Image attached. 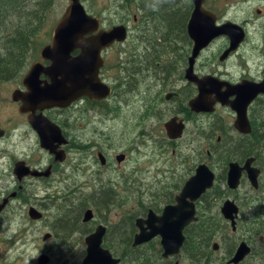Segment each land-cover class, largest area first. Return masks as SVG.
Masks as SVG:
<instances>
[{
	"label": "flooded vegetation",
	"instance_id": "1",
	"mask_svg": "<svg viewBox=\"0 0 264 264\" xmlns=\"http://www.w3.org/2000/svg\"><path fill=\"white\" fill-rule=\"evenodd\" d=\"M30 1L35 6L32 12L35 21L26 25L27 30L30 29L26 62L14 78L3 82L15 84L12 93L26 92L23 79L34 63L41 64L44 69L50 66V59H43L41 51L50 46L53 30L71 3L67 0L68 4L57 20L49 25V30H43L45 16L54 10L55 0ZM79 3L96 23L87 26V32L78 43L100 39L116 27L125 32L123 40L115 39L100 50L98 66L94 64L98 67L99 82L106 85L110 93L102 99L81 96L65 108L33 112L59 128L64 142L51 144L55 152L61 153L62 160L59 161L40 145L37 132L28 122L29 112H20L23 103L12 101L10 96L22 124L13 126L10 131L0 125L4 132L0 139L21 130L17 128L19 126L24 127L22 140H27L30 145V152L25 150L22 158L13 164L12 173L14 175L15 164L23 162L25 167L38 174L22 176L20 181L14 175L17 190L1 199L0 203L5 199L7 202L0 214L10 199L21 200L25 187L32 185L40 188V192L44 187H51L44 191V195H37V202L27 209V215L30 208L41 214L40 219L33 221H44L46 202L57 194L53 188L70 178L68 197L74 199L72 195L75 193L81 196V222L77 220V224L79 222L87 228L84 233L80 232L83 234V240L82 236L79 237L81 243L73 242L71 238L61 244L59 250L68 247L71 251L79 243L86 251L85 238L101 226L104 228L101 247L112 255L121 248L122 254L136 249V253L144 251V257L151 264H181L183 256L187 258L186 264H264V223L260 222L261 219L254 220L261 216L259 206L264 200V93L253 97L247 106L246 133L235 128L236 116L231 108L242 97L238 91L246 92L251 90L250 87L264 85V0H202L203 23L206 27L210 25L211 29L207 32V44L192 62L195 42L188 25L196 9L195 0H108V4L105 0H79ZM106 5L113 8L109 17L105 16L110 12V9L105 11ZM21 14L24 12H19ZM6 29V23H0V30ZM27 30L25 33H29ZM216 32L218 34L212 36ZM41 36L43 44L33 54L34 60L26 65L31 48L41 44L38 43ZM80 52L75 48L69 54L70 60L79 58ZM74 66L77 65H70L71 68ZM84 66L88 68V63ZM192 77L205 79L206 92L201 104L197 103L199 87ZM38 80L40 85L50 82L44 74H40ZM238 85L248 88L243 86L237 90ZM127 92L133 115L139 118L138 122H144V127L139 126L137 134L119 136L111 133V127H106V123L119 120V100ZM218 95L223 98V104L216 101L213 110L207 111ZM28 105L31 104L26 103L23 110L32 107ZM218 111L222 113L219 115L222 122L217 126L214 122ZM77 125L80 126L79 134L75 132ZM218 132L221 136L217 135ZM225 137L229 139L226 141L229 147L222 145ZM30 140L34 144L31 145ZM231 163L239 168L248 164L247 168L258 170V187H252L244 169L238 187L230 189L227 174ZM127 164L129 168L125 169ZM201 165L207 166L215 179L213 186L194 202L195 216L198 220H223L224 226L213 237L220 241L211 240L205 252L198 251L195 247L196 231L191 228L193 222L183 230L184 243L175 256L163 257L159 236L133 247L138 232L136 220L145 221L144 229H147L148 218L160 217L167 207L176 206L186 181ZM150 173L157 179L155 184L149 181ZM244 185L253 193H242ZM215 186L224 191L222 201L218 202V194L212 198ZM128 190L137 197L124 219L116 222L102 217L97 219L109 205L123 204L120 196ZM132 194L128 193L127 198L130 199ZM226 200H231L238 208L234 227L220 212ZM255 202L257 206L254 208ZM137 205L141 208L140 214H137ZM87 210L92 212V217L84 222ZM95 211L102 213L97 215ZM69 224L73 229L71 221H62L60 226L66 229ZM121 230L127 232V237L118 242L116 238ZM44 235H48L46 240ZM44 235L43 242L53 238L51 233ZM109 237L113 238L111 245H107ZM70 241L71 245L68 244ZM242 243L248 249L247 254L238 263L230 262ZM54 248L52 246L51 250ZM220 248L224 255L215 260L214 254Z\"/></svg>",
	"mask_w": 264,
	"mask_h": 264
},
{
	"label": "water",
	"instance_id": "2",
	"mask_svg": "<svg viewBox=\"0 0 264 264\" xmlns=\"http://www.w3.org/2000/svg\"><path fill=\"white\" fill-rule=\"evenodd\" d=\"M71 3L67 8L65 14L61 20L57 23L53 30L50 46L43 48L41 56L43 59H50V66L43 68L41 64L34 63L29 72L23 79V85L26 88V92L22 93L14 91L11 95V100L14 102L21 101L23 106L20 108V112H29L28 122L37 132L40 145L49 150L56 156V160H62L58 152H55L51 148L53 142L58 144L63 143L64 140L61 136L59 128L50 123L46 118L41 115L35 116L33 112L35 110H43L53 107L65 108L77 97L87 96L88 98H105L110 89L99 82L97 77V66L99 62V52L101 49L108 46L113 40H123L125 32L123 28H114L100 39L90 40L89 43H78V39L83 37L87 32L88 25H95L96 20L91 19L84 12L83 7L79 3V0H70ZM196 9L193 11L188 28L191 38L194 40L195 45L193 48L190 61L198 55L200 50L207 44L210 25L206 27V23H203L202 15V0H195ZM217 32L212 36H216ZM81 50V56L75 61H71L69 54L75 49ZM88 63V68L84 64ZM71 64L77 65L73 68ZM94 64H97L95 66ZM83 65V66H81ZM44 74L49 78V83L40 85L39 75ZM193 78V79H192ZM192 80H196L199 87V97L197 103L201 104L203 97L205 96L204 83L205 79L198 80L192 77ZM244 85L236 86V89L242 88ZM263 84L250 87V91L240 92L241 99L237 100L231 105L232 110L235 112L236 122L235 128L241 132L246 133L244 128L248 126L246 109L252 98L259 93H264ZM247 87V86H244ZM262 87V88H261ZM248 88V87H247ZM261 88V89H260ZM249 94V95H248ZM251 94V95H250ZM218 101L223 104V98L218 95L217 99L212 102V108H208L207 111L213 110V105ZM26 103H30L32 107L27 110H23ZM31 105H28L31 106ZM199 106V105H198ZM170 125V123L168 124ZM167 125V126H168ZM171 127V126H170ZM4 132L0 129V138ZM175 134L173 135V137ZM248 164L244 168H239L237 164L231 163L227 174V185L230 189L238 187L240 174L242 170H246L248 173V179L253 188L258 187L257 176L258 170L254 168H247ZM35 171H30L24 166L23 162H17L14 168V175L20 181L22 176L37 175ZM215 175L205 165H201L196 169L195 175L189 178L183 186L181 193L177 197V205L174 207H167L162 216L150 217L146 221L147 229H144V222L140 219L136 220L138 232L133 239V247L140 246L149 241L153 237H160V244L163 249V257L175 256L180 252V249L184 243L183 230L191 223L198 221V217L195 216L196 211L194 208V202L203 194L207 189L213 186ZM187 199L190 201L188 202ZM7 200H3L0 203V211L4 208ZM220 212L222 216L231 222V226L234 227V218L238 213V208L231 200H226ZM28 215L32 220H38L41 218V214L34 208H30ZM92 212L87 210L84 215V222L90 220ZM104 235V228L99 226L92 234L85 238L86 251L81 264H119L120 258L113 257V255L107 250L101 247L102 237ZM48 235H44L46 240ZM214 247H217L214 244ZM248 249L245 244H240L234 257L230 262L238 263L247 254ZM49 257L46 254H41L37 258V264H48Z\"/></svg>",
	"mask_w": 264,
	"mask_h": 264
},
{
	"label": "rangeland",
	"instance_id": "3",
	"mask_svg": "<svg viewBox=\"0 0 264 264\" xmlns=\"http://www.w3.org/2000/svg\"><path fill=\"white\" fill-rule=\"evenodd\" d=\"M67 4V0H55L54 10L49 15L45 16L43 30H49V25L57 20ZM105 4H108V0H105ZM23 5L24 7H27V10L24 12L28 11L29 13L31 11H35V6L30 0L25 2V4L23 3ZM108 9H110V12L105 13V16L107 17L113 14V8L106 5L105 11H109ZM28 21L33 22L30 18L26 21L25 18L18 21L16 19H10L7 20L6 27L9 28L11 24H26ZM7 23L9 25H7ZM26 29L24 32H19V34L25 33ZM38 43L40 44L39 46L35 45V48H31L26 65H29L34 60L35 57L33 54L36 53L43 44L42 36L41 41L38 40ZM14 87V83L0 82V125L9 131L13 128V126L22 124V120L17 114V107L10 100ZM128 97V92L120 97L119 101L121 104V110L119 111V120L106 123V127H111V133L119 136L137 134L139 126L144 127V122H138L139 118L133 115L130 108L132 101H130ZM219 115H222L221 111H218L215 116L217 121L214 123L217 126L219 122H222ZM214 120L215 118L213 121ZM77 127L78 128L75 132L79 134L81 132L79 129L80 126L77 125ZM17 128L21 130H16L7 138L0 139V201L2 198L7 197V195L17 190L16 178L12 173L13 164L17 160L21 159L24 155V151H29L28 146L30 147V145L27 144L28 142H26L27 140H22L24 127L22 128L18 126ZM215 128L217 127L214 126V129ZM106 132L108 133V131ZM217 135L221 136V133L218 132ZM225 139L226 140L222 141V145L224 144L226 147H229L226 142L229 140L228 137H225ZM112 141L114 140L112 139ZM212 142H214L213 139ZM29 143L32 145L34 144V141L30 140ZM222 147L223 146H221V148ZM128 168L129 164H127L125 169ZM69 180L65 179L64 181L59 182L56 188H53L52 191L57 192L56 197L51 201L46 202V208L44 209L45 219L39 223L29 219L27 209L29 206H34L35 202H37V195H44V191H49L51 187H44L42 188V192H40V188L32 185L27 186L24 190H22L23 195L21 200L10 199L7 207L0 214V264H36L37 258L41 255L40 253L46 254L50 257L48 264H81L85 251L84 248L79 245V243L83 240V234L80 232L84 233V230L87 227H83L79 224V222H81V217H79V211L81 208L79 205L81 200L79 199H81V196L78 193H75L72 195L74 199L68 197L69 191H67V189H69ZM156 180V177L150 173L149 181L155 184ZM78 181H80V179H78ZM154 187L156 189L157 186L154 185ZM128 193L132 194V191L128 190L126 194L122 192V195L120 196L121 199L124 200L123 204H119L118 206L109 205L108 210H105L103 213L95 211V214L97 213V215L102 213L97 216V219H99L98 217H102L103 219L114 220V222L118 221V219H124L127 215L126 212L131 208V206L135 205L133 199L137 197V194L133 192L129 199L127 198ZM242 193H246L247 195L252 194L253 192L248 189L247 185H244ZM253 206L256 207L257 202L253 203ZM71 209L72 211L70 212ZM136 210L137 214L141 213V208L138 205L136 206ZM65 220L67 222L71 221V227L73 229L70 228V224L66 229L61 228L60 223ZM77 220L79 221L78 224ZM45 233L53 234V238L47 242H43L42 237ZM70 234H72V236H69ZM126 235L127 232H125V230H121L120 235L116 239L118 242L123 241L127 237ZM80 236H82V240L79 238ZM71 238L73 242H79L77 247L71 251L68 247L59 250L61 244L71 240ZM112 239V237L107 238V245H111ZM215 240L220 241L217 238ZM68 244L71 245L72 241L68 242ZM52 246L55 248L51 250ZM117 250L118 251L113 254L115 257L124 255L122 254L124 252H122L121 248H117ZM137 253H144V251H139ZM223 255L224 250L220 248V250L214 254L215 260L220 259ZM186 261L187 258L185 256L181 257V264H186Z\"/></svg>",
	"mask_w": 264,
	"mask_h": 264
},
{
	"label": "trees",
	"instance_id": "4",
	"mask_svg": "<svg viewBox=\"0 0 264 264\" xmlns=\"http://www.w3.org/2000/svg\"><path fill=\"white\" fill-rule=\"evenodd\" d=\"M28 2V0H0V23H6L7 20L16 19L21 20L25 18V21L29 18L34 22V15L32 12H24L27 10V7H24L23 3ZM24 8V9H23ZM23 10V11H22ZM19 11L24 15H19ZM17 15V17H16ZM36 16V15H35ZM31 22L28 21L26 24H13L14 27L10 26L5 31L0 30V82L14 78L17 73L23 69L26 62L27 53L29 51V39L30 29H26V25ZM29 31V33H21L24 30ZM215 191H212V198L217 195L218 202L224 199V191H221L219 187L214 188ZM208 197V196H206ZM211 198V199H212ZM264 198V195H263ZM264 200L261 201L259 206L261 216L254 218L261 219L260 222L264 223ZM255 208V206H253ZM263 210V211H262ZM224 226L223 220H210V219H199L195 224L191 225V228H194L197 232L195 237V247L198 251H206V246L209 247L211 240H214V235L217 233L221 227ZM204 250V251H203ZM134 251L120 255L119 264H151L149 260H146L144 253H136ZM135 252V253H134ZM136 254V256H135ZM118 257V256H117Z\"/></svg>",
	"mask_w": 264,
	"mask_h": 264
}]
</instances>
